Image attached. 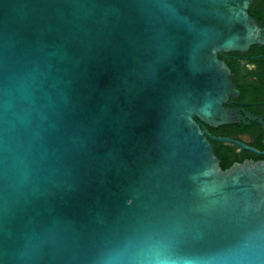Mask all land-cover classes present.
<instances>
[{
    "label": "water",
    "instance_id": "water-1",
    "mask_svg": "<svg viewBox=\"0 0 264 264\" xmlns=\"http://www.w3.org/2000/svg\"><path fill=\"white\" fill-rule=\"evenodd\" d=\"M253 1L0 0V264H264V160L204 127Z\"/></svg>",
    "mask_w": 264,
    "mask_h": 264
},
{
    "label": "flooded vegetation",
    "instance_id": "flooded-vegetation-1",
    "mask_svg": "<svg viewBox=\"0 0 264 264\" xmlns=\"http://www.w3.org/2000/svg\"><path fill=\"white\" fill-rule=\"evenodd\" d=\"M258 22L264 23V0H254L248 9ZM218 57L225 62L232 74V82L237 93L228 97L225 106L238 109L244 120L209 126L204 124L209 134L216 138L214 154L220 164L229 167L244 160H264L263 129L258 119L264 120V45L253 44L244 51L221 52ZM242 144L249 148L244 149Z\"/></svg>",
    "mask_w": 264,
    "mask_h": 264
},
{
    "label": "trees",
    "instance_id": "trees-1",
    "mask_svg": "<svg viewBox=\"0 0 264 264\" xmlns=\"http://www.w3.org/2000/svg\"><path fill=\"white\" fill-rule=\"evenodd\" d=\"M221 165V167L222 168H227V166L226 165H223V164H220Z\"/></svg>",
    "mask_w": 264,
    "mask_h": 264
}]
</instances>
